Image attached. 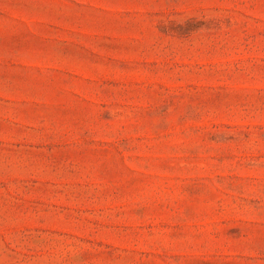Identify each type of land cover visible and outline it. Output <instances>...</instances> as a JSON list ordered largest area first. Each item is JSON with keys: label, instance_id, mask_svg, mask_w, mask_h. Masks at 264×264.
<instances>
[{"label": "rangeland", "instance_id": "1", "mask_svg": "<svg viewBox=\"0 0 264 264\" xmlns=\"http://www.w3.org/2000/svg\"><path fill=\"white\" fill-rule=\"evenodd\" d=\"M171 2L143 36L110 24L83 120L0 137V264L239 260L187 250L264 209V0Z\"/></svg>", "mask_w": 264, "mask_h": 264}, {"label": "crops", "instance_id": "2", "mask_svg": "<svg viewBox=\"0 0 264 264\" xmlns=\"http://www.w3.org/2000/svg\"><path fill=\"white\" fill-rule=\"evenodd\" d=\"M171 7V0H0V137H43L48 125L74 127L99 94L97 86L77 82L99 76L101 55L110 77V24L143 36L140 31L157 29L153 15ZM225 216L256 222H241V231L219 249L187 252L264 264V209L216 218Z\"/></svg>", "mask_w": 264, "mask_h": 264}]
</instances>
